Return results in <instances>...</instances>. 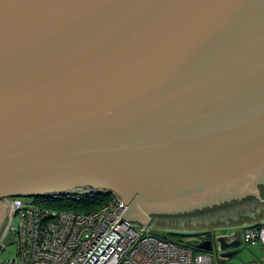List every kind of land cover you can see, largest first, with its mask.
Returning <instances> with one entry per match:
<instances>
[{
	"label": "water",
	"instance_id": "obj_1",
	"mask_svg": "<svg viewBox=\"0 0 264 264\" xmlns=\"http://www.w3.org/2000/svg\"><path fill=\"white\" fill-rule=\"evenodd\" d=\"M262 181L264 0H0V237L9 198L108 193L149 228Z\"/></svg>",
	"mask_w": 264,
	"mask_h": 264
},
{
	"label": "built area",
	"instance_id": "obj_2",
	"mask_svg": "<svg viewBox=\"0 0 264 264\" xmlns=\"http://www.w3.org/2000/svg\"><path fill=\"white\" fill-rule=\"evenodd\" d=\"M45 200L47 204L94 202L95 209L89 213L56 210L38 199H6L12 208L0 237V255L7 248L4 242L10 233L16 236L17 255L12 261L0 260V264H213L215 261L211 255H195L192 248L159 239L151 234L150 228L121 219L127 206L115 195L82 191ZM243 241L252 247H264V227L247 229Z\"/></svg>",
	"mask_w": 264,
	"mask_h": 264
},
{
	"label": "rangeland",
	"instance_id": "obj_3",
	"mask_svg": "<svg viewBox=\"0 0 264 264\" xmlns=\"http://www.w3.org/2000/svg\"><path fill=\"white\" fill-rule=\"evenodd\" d=\"M262 205H259L257 203H252L247 206L238 207L235 208V210H240L235 214V216H232L231 210L228 212H219L223 213L222 217H227V219H234L235 222H252V221H258L264 218V203H261ZM218 216H220V214ZM231 213V214H230ZM216 214H197V215H191V220H185L186 216L184 217H170V216H158V219L156 220L157 216H153L155 220L152 221L150 225V231L151 234L159 239L167 240L169 242H172L174 244H178L180 246L184 247H192L194 254H204L207 256H215L217 254L218 259H220V252L218 250V244L216 243V240L222 236L223 231L218 228L213 229L209 234L213 238L214 242V250L211 253H205L202 251H199L195 249L194 246L198 245L200 243V237L196 236L197 234H201L203 232H206V229H202V227H205L207 225L205 219L210 218V215ZM230 214V215H229ZM196 216L202 217V222L198 223ZM156 217V218H155ZM205 217V218H204ZM207 217V218H206ZM224 218V219H225ZM185 220V221H184ZM225 220H218L214 222V225L221 226L223 228L226 226ZM264 222V220L262 221ZM205 230V231H204ZM247 230V226L243 228H237L236 231L239 232L240 237L244 238L245 231ZM228 233H230V230H226ZM249 246V245H248ZM245 243L241 247V253L234 256L233 259L226 262V264H247L249 262L250 257H254V250L253 248L248 247ZM261 247V245H259ZM17 255V245H11L6 248V250L0 255V260L2 261H12L16 258ZM253 261V260H251ZM215 262V261H214Z\"/></svg>",
	"mask_w": 264,
	"mask_h": 264
},
{
	"label": "crops",
	"instance_id": "obj_4",
	"mask_svg": "<svg viewBox=\"0 0 264 264\" xmlns=\"http://www.w3.org/2000/svg\"><path fill=\"white\" fill-rule=\"evenodd\" d=\"M237 212H239V211H232L231 212L232 214L231 213L230 214L232 216H235V214ZM224 218L225 217H222L221 214H220V216H218L217 213L210 215V218L205 219L206 222H209V223H207V225H205V227H202V229H206V232H203V233H210L215 228H218V229H221V230H224V229L225 230H230L231 231L230 233H232V232L236 231L237 228H243V227H246L247 226V229H249L250 227H253L256 224H262V223H264V222H262L264 220V218H262L261 220L252 221V222H235V218L234 219H227V217L225 219ZM218 220H222V221L225 220L226 221L225 222L226 226H224L223 228H221V226L214 225V222H216ZM197 222L198 223H201L202 222V219H197ZM203 233H201V234H203ZM242 242H243L242 243V246H243V244L245 242L243 240H242ZM241 247L238 249L237 254L235 255V257L241 253L240 252L241 251L240 250ZM248 247L253 248V250H254V254H253L254 257L251 256L250 257L251 259H249V262L247 264H264V247L262 245H261V247H259V245L258 246H255V247H252V246H248ZM214 258H215V262L213 264H226L227 261L233 259L234 257H232L230 259H226V260L224 259V260H222V259H218L217 254H215ZM251 260H253V261H251Z\"/></svg>",
	"mask_w": 264,
	"mask_h": 264
},
{
	"label": "trees",
	"instance_id": "obj_5",
	"mask_svg": "<svg viewBox=\"0 0 264 264\" xmlns=\"http://www.w3.org/2000/svg\"><path fill=\"white\" fill-rule=\"evenodd\" d=\"M38 201L41 202L42 204H44L46 207L53 208L56 210H68V211L89 213L91 210L95 209V203L94 202H88V203H82L79 205H73V204H68V203H64V202L63 203L62 202L61 203L49 202V204H47L45 198L44 199H38ZM220 214H222V213H220ZM157 218H158V216H157ZM190 218H192L191 215H190ZM263 227H264V223L256 224L250 228L260 229ZM196 236H199L201 238L200 242L205 241L206 239L209 240V238H210L209 233L197 234ZM198 244H200V243H198ZM196 246H194L195 249H196ZM190 248H192V247H190Z\"/></svg>",
	"mask_w": 264,
	"mask_h": 264
},
{
	"label": "flooded vegetation",
	"instance_id": "obj_6",
	"mask_svg": "<svg viewBox=\"0 0 264 264\" xmlns=\"http://www.w3.org/2000/svg\"><path fill=\"white\" fill-rule=\"evenodd\" d=\"M262 186V187H261ZM258 189H259V192H260V196L262 197V198H264V181H262V182H260L259 184H258ZM243 199H245V198H243ZM249 199H253V198H251V197H246V201H249ZM254 202L255 203H257V204H259V205H262L261 204V202L260 201H258L257 199H255L254 198ZM257 200V201H256ZM244 201V200H243ZM220 207H224V208H228V210H231V212L232 211H240V210H235V207H236V205L234 204V203H232V200H230V201H228V202H223V203H221V204H218V205H214V206H212V207H207V208H205V209H202V210H198V211H194V212H191V213H195V212H202V211H204V212H206V213H208V211L207 210H211L212 212H214V210H216L217 208H219L220 209ZM216 213H217V211H216ZM190 214V213H189ZM189 214H182V215H177V216H175V217H184V216H186V219L185 220H191L192 218H190V215ZM211 214V213H210ZM223 214V213H222ZM221 214V215H222ZM156 218V217H155ZM196 218L197 219H201L202 217H199V216H196ZM158 218H156V220H157ZM153 220H155L154 218H153ZM152 220V221H153ZM184 220V221H185ZM3 227H4V225H3ZM3 227L0 229V232H1V230L3 229ZM236 234H238V235H240L239 234V232L238 231H234V232H232V233H228L226 230H224L223 231V234H222V236H232V235H236ZM222 236H220V237H222ZM240 239H241V237H240ZM209 240H213V238H212V236L210 235V238H209ZM242 240V239H241ZM205 241H208V239H206ZM203 242V241H202ZM201 243V242H200ZM236 250H233V249H231V250H228L227 251V253H232V252H235ZM213 257V259L215 260V258H214V256H212Z\"/></svg>",
	"mask_w": 264,
	"mask_h": 264
}]
</instances>
